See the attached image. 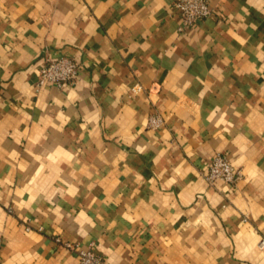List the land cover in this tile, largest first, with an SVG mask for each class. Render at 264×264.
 Segmentation results:
<instances>
[{"label": "crops", "instance_id": "obj_1", "mask_svg": "<svg viewBox=\"0 0 264 264\" xmlns=\"http://www.w3.org/2000/svg\"><path fill=\"white\" fill-rule=\"evenodd\" d=\"M208 2L0 0V264H264V0Z\"/></svg>", "mask_w": 264, "mask_h": 264}, {"label": "built area", "instance_id": "obj_2", "mask_svg": "<svg viewBox=\"0 0 264 264\" xmlns=\"http://www.w3.org/2000/svg\"><path fill=\"white\" fill-rule=\"evenodd\" d=\"M174 10L182 20L180 30L190 28L195 24L207 19L211 14L208 0H174ZM80 71L79 63L70 57L61 56L50 58L40 68L38 74V84L52 85L61 88L63 85H74ZM139 87L134 91L138 92ZM160 123L159 118H151L150 126L156 127ZM240 170L236 169L225 154H215L204 172L203 180L209 186L215 185L216 182L222 181L227 184H234L240 179ZM59 241V239H57ZM264 246V240L260 243ZM79 260V264H106L104 258L96 253L93 249L83 250L76 244L64 243Z\"/></svg>", "mask_w": 264, "mask_h": 264}]
</instances>
